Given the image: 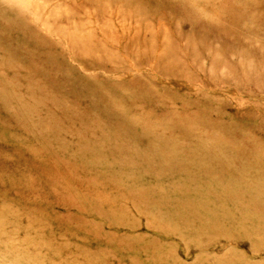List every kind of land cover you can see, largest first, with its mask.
<instances>
[{
    "label": "rangeland",
    "instance_id": "obj_1",
    "mask_svg": "<svg viewBox=\"0 0 264 264\" xmlns=\"http://www.w3.org/2000/svg\"><path fill=\"white\" fill-rule=\"evenodd\" d=\"M0 264H264V0H0Z\"/></svg>",
    "mask_w": 264,
    "mask_h": 264
},
{
    "label": "bare ground",
    "instance_id": "obj_2",
    "mask_svg": "<svg viewBox=\"0 0 264 264\" xmlns=\"http://www.w3.org/2000/svg\"><path fill=\"white\" fill-rule=\"evenodd\" d=\"M15 3V4H20V3H23L24 0H10V3Z\"/></svg>",
    "mask_w": 264,
    "mask_h": 264
}]
</instances>
